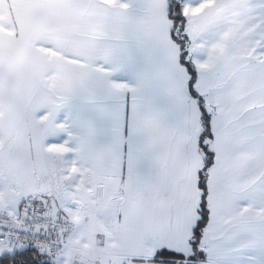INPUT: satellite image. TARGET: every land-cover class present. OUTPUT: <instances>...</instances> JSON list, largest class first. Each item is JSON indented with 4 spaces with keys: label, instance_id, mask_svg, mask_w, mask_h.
<instances>
[{
    "label": "snow or ice",
    "instance_id": "6c2138e0",
    "mask_svg": "<svg viewBox=\"0 0 264 264\" xmlns=\"http://www.w3.org/2000/svg\"><path fill=\"white\" fill-rule=\"evenodd\" d=\"M235 2L247 30L166 0L165 33L153 0H27L0 33V264H264V0Z\"/></svg>",
    "mask_w": 264,
    "mask_h": 264
},
{
    "label": "crops",
    "instance_id": "0c3cea01",
    "mask_svg": "<svg viewBox=\"0 0 264 264\" xmlns=\"http://www.w3.org/2000/svg\"><path fill=\"white\" fill-rule=\"evenodd\" d=\"M107 4V8L105 9L106 13L109 15L120 14L124 11L125 5L119 3V0H105ZM9 7L12 9L13 21H5L3 23V27H0V33H7L9 29H20L27 22L30 9L27 5V0H8ZM223 15L219 17L221 21L228 20V17ZM213 17V16H211ZM152 19L157 26L164 29L166 33V27L168 21L166 19V0H153V8H152ZM208 19V18H207ZM188 137L191 138L192 148L195 147V132L189 129L187 133ZM189 160V155L185 153L178 159V166L181 171L187 166ZM196 166H199L198 163Z\"/></svg>",
    "mask_w": 264,
    "mask_h": 264
},
{
    "label": "rangeland",
    "instance_id": "374dc122",
    "mask_svg": "<svg viewBox=\"0 0 264 264\" xmlns=\"http://www.w3.org/2000/svg\"><path fill=\"white\" fill-rule=\"evenodd\" d=\"M191 4L196 7L191 8L185 5L184 11L196 20H206L211 16L217 18L221 17L222 14L228 17V20L234 21H245V30L251 25L252 21L248 17L252 14L244 6L235 2V0H225L224 4L221 5L219 0H206L207 6H201L198 0H191ZM12 9L9 7L8 0H0V27H3V23L7 20L13 21ZM195 14V15H194ZM252 33L249 37H252Z\"/></svg>",
    "mask_w": 264,
    "mask_h": 264
}]
</instances>
